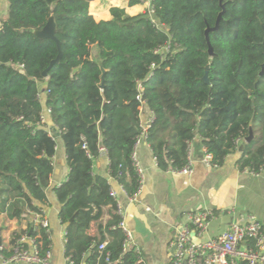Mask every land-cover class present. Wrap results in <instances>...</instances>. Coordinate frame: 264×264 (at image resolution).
I'll return each instance as SVG.
<instances>
[{"label": "trees", "instance_id": "trees-1", "mask_svg": "<svg viewBox=\"0 0 264 264\" xmlns=\"http://www.w3.org/2000/svg\"><path fill=\"white\" fill-rule=\"evenodd\" d=\"M6 1L7 16L0 18V217L28 224L9 247L2 243L5 260L23 234L36 239L42 255L52 250L51 235L33 222L48 204L57 148L41 122L45 107L70 168L54 192L66 228L65 256L73 264H107L108 254L112 261L121 255L124 233L113 228L120 217L112 184L94 164L104 149L109 177L128 196L138 193L133 152L143 131V103L154 117L147 141L162 170L185 167L189 143L198 137L214 164L223 165L244 145L239 170L264 173V0H152L153 18L114 6L110 19L100 21L90 12L92 0ZM139 3L129 0V6ZM222 11L218 29L209 32L211 56L206 30ZM52 16L62 57L46 77L60 50L35 31ZM165 46L167 54L155 53ZM107 207L111 217L104 222ZM122 260L141 264L133 249Z\"/></svg>", "mask_w": 264, "mask_h": 264}, {"label": "crops", "instance_id": "crops-1", "mask_svg": "<svg viewBox=\"0 0 264 264\" xmlns=\"http://www.w3.org/2000/svg\"><path fill=\"white\" fill-rule=\"evenodd\" d=\"M4 1V0H0ZM6 1V0H5ZM7 2V1H6ZM8 4V3H7ZM125 8L130 15L147 12L154 17L150 0L129 6V0H92L90 12L97 21L111 17V7ZM5 7L3 17L7 16ZM2 9V8H1ZM96 53V51H94ZM47 82L39 84L42 99H45ZM47 108H44V112ZM151 114L147 104L142 107L141 121L146 122ZM47 114L49 131L54 127L57 137L56 153L53 158V170L49 173L50 186L47 188L48 204L44 206L50 222L53 264H65L66 228L59 219L60 203L54 192L56 186L67 180L70 168L60 130ZM190 160L194 173L177 174L162 170L154 156L148 141H142L137 148V158L144 168V180L140 192L134 200L126 194L120 184L108 175L109 158L102 153L95 161L94 172L109 178L112 188L118 194V200L125 209V221L133 234L134 245L139 250L141 264H168L175 252L174 241L181 224L187 220L191 211L209 209L216 213L208 230L201 237H216L231 224L226 215L232 216V222L245 221L249 215L264 222V173L251 174L240 171L238 159L240 148L230 154L223 165L208 167L203 161L205 148L200 138L191 143ZM110 207L105 208L103 221L110 219ZM27 221L19 223L0 217L2 243L10 246L12 235L17 230L27 228ZM90 233H97V222L91 224ZM0 264H26L24 262L6 261L0 257Z\"/></svg>", "mask_w": 264, "mask_h": 264}, {"label": "built area", "instance_id": "built-area-1", "mask_svg": "<svg viewBox=\"0 0 264 264\" xmlns=\"http://www.w3.org/2000/svg\"><path fill=\"white\" fill-rule=\"evenodd\" d=\"M152 9V0H150ZM153 12V10H152ZM169 46L158 48L155 53L165 55L169 52ZM140 89L142 87L140 86ZM146 103H143L142 107ZM142 110V108H141ZM50 109L47 108L41 115V122L47 123V114ZM153 114L151 112L146 122L141 121L143 131L138 137L134 152L133 161L134 166L140 177L141 190L144 180V168L137 158V148L139 144L146 140V129L153 122ZM191 143H189V159L188 164L178 170H169L172 173L191 175L194 173V168L190 160ZM105 153V150H101ZM204 163L208 167H216L218 165L212 162V155L204 152ZM251 174L249 170H244ZM121 186V185H120ZM123 189V187L121 186ZM124 190V189H123ZM138 193L130 197L132 200L136 198ZM111 196L116 201V213L120 217V222L113 228H120L124 233L123 248L120 257L112 261L108 256L106 257L107 264H129L122 260L124 255L134 250L139 254L138 248L134 245V237L130 229L127 227L125 221V209L118 200L117 192L112 188ZM216 213L209 209L191 211L187 214V220L181 224L177 236L174 241L175 252L168 264H264V222L256 218L254 215H249L245 221L232 222L226 230L216 237L209 239H202L201 237L208 230L211 221L215 218ZM33 222L45 228L47 233L51 234L50 222L44 212L33 214ZM198 238V241L195 240ZM107 246V241L99 244V251H103ZM1 247V245H0ZM14 254L9 260L24 262L26 264H53L52 251H48L45 255L41 254L38 242L31 235L23 234L17 239L12 246ZM0 257L3 256L0 254ZM4 259V258H3ZM5 260V259H4ZM65 264H73L69 257H65Z\"/></svg>", "mask_w": 264, "mask_h": 264}, {"label": "water", "instance_id": "water-1", "mask_svg": "<svg viewBox=\"0 0 264 264\" xmlns=\"http://www.w3.org/2000/svg\"><path fill=\"white\" fill-rule=\"evenodd\" d=\"M222 1H223V0H220L221 3H222ZM222 13H223V11L219 14V16H218V20H217V22H216L215 27H213V28H208V29L206 30V39H207V41H208V45H209V53H210L211 56H214V49H213V47H212V45H211V42H210L209 32L212 31V30H216V29H218L219 24H220V20H221V17H222ZM56 29H57V27H56V22H55L54 17L52 16V17L49 19V21L47 22V24H46L41 30H37V31H35V33H36V35H37L38 37H40V38H44V39H53V40H55V41L57 42L58 48H59V50H60V46H61V44H60V41H59V40L57 39V37H56ZM61 57H62V52H61V50H60V53H59L58 57H57L55 60H53V61L51 62V64H50L49 68L46 69V71H44V76L47 77V75H48V71L51 69V67H52L54 64H56V63H58V62L60 61ZM208 68H209V67L206 68V73H205V75H204V80H205L206 82H208ZM262 74H264V69H263V71L261 72V75H262ZM50 125H53V123L50 122ZM50 133H51V135H52L54 138L57 137V134H56V131H55L54 127L51 128ZM252 139H253V133H251V135H250L249 137L246 138V142H250ZM243 148H244V145H241V146H240V151H242ZM225 218L228 219V222H227L228 224L232 223V216H231V215H226ZM31 231H32V229H31ZM31 231H30V232H31ZM0 245H2V240H0Z\"/></svg>", "mask_w": 264, "mask_h": 264}, {"label": "rangeland", "instance_id": "rangeland-1", "mask_svg": "<svg viewBox=\"0 0 264 264\" xmlns=\"http://www.w3.org/2000/svg\"><path fill=\"white\" fill-rule=\"evenodd\" d=\"M7 2L4 0V1H1L0 2V18L3 17V15H5L6 13H4V10H5V7L7 6ZM2 8V9H1ZM93 50L96 51L97 50V47L94 46L93 47ZM195 240L198 241V238L195 237Z\"/></svg>", "mask_w": 264, "mask_h": 264}]
</instances>
